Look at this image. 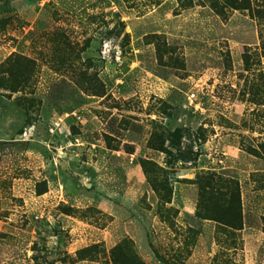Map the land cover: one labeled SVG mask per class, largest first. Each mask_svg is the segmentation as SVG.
<instances>
[{
  "label": "rangeland",
  "instance_id": "374dc122",
  "mask_svg": "<svg viewBox=\"0 0 264 264\" xmlns=\"http://www.w3.org/2000/svg\"><path fill=\"white\" fill-rule=\"evenodd\" d=\"M208 173L239 184L226 244ZM112 251L264 264V0H0V264Z\"/></svg>",
  "mask_w": 264,
  "mask_h": 264
},
{
  "label": "trees",
  "instance_id": "16d2710c",
  "mask_svg": "<svg viewBox=\"0 0 264 264\" xmlns=\"http://www.w3.org/2000/svg\"><path fill=\"white\" fill-rule=\"evenodd\" d=\"M178 1L183 3L184 0ZM213 8L218 12L215 5ZM196 184L200 202H198L195 216L213 220L217 224V242H221L222 237L219 236L224 235V242L221 244H226L228 237L233 236L242 228L238 181L231 177L208 173L205 176H200ZM152 188L156 192H162L159 195L162 204L170 203L169 189L164 187V184H153L152 182ZM164 190L166 191L164 192ZM112 261L114 264H123L119 259L117 260L116 253L113 251Z\"/></svg>",
  "mask_w": 264,
  "mask_h": 264
}]
</instances>
